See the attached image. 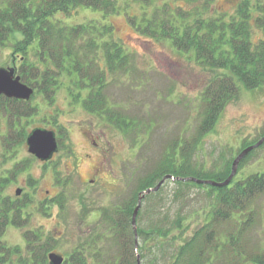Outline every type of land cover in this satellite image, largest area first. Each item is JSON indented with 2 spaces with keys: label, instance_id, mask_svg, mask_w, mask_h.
<instances>
[{
  "label": "trees",
  "instance_id": "16d2710c",
  "mask_svg": "<svg viewBox=\"0 0 264 264\" xmlns=\"http://www.w3.org/2000/svg\"><path fill=\"white\" fill-rule=\"evenodd\" d=\"M135 1L145 7L155 0ZM124 4L129 2L124 0ZM212 4L213 0H181V5L172 8L164 2L155 6L150 16L143 10L138 19L125 12L140 33L168 39L175 49L191 53L198 65L215 75L201 92V118L195 133L189 139L178 136L150 174L137 180L136 192L102 209L62 264H264L263 240L251 232L259 219L256 200L264 192V170L232 178L226 186L167 178L181 190L199 188L212 199L203 223L188 233L182 213L171 223L158 210L149 216L145 200L157 195L162 184L145 194V205L136 215V229L132 226L138 194L164 176L218 182L227 178L233 159L225 160L222 169H206L192 161L194 151L241 85L246 89L264 85V38L254 40L251 32L254 25L264 32V0H240L231 14L214 9ZM77 6L99 10L102 15L68 22ZM117 11V0H0V45L10 49L13 65L9 67L14 75L33 87L31 97L37 94L51 103L61 79L66 78L69 103L80 104L129 134L134 127L144 129V123L123 113L105 90L115 83L116 73L130 70L135 74L137 69L107 19ZM30 99L0 96V119L7 127L0 140L7 151L25 140L26 118L38 111ZM255 141L246 142L243 148ZM26 168L27 162H16L9 176L0 175V264H49L47 254L55 246V239L40 228L23 230L22 247L3 239L8 224L21 228L29 222L30 214L25 210L30 203L28 195L11 197L5 193L9 181ZM60 199L54 197L50 202L62 208ZM38 208L44 210L43 203Z\"/></svg>",
  "mask_w": 264,
  "mask_h": 264
},
{
  "label": "rangeland",
  "instance_id": "374dc122",
  "mask_svg": "<svg viewBox=\"0 0 264 264\" xmlns=\"http://www.w3.org/2000/svg\"><path fill=\"white\" fill-rule=\"evenodd\" d=\"M127 1L129 4L125 5L124 0H117L118 11L107 19L137 69L135 74L130 70L116 73L115 83L105 90L123 113L142 121L144 129L134 127L131 133L124 134L80 104L69 103L66 78L61 79L51 103L37 94L31 97L30 103L38 105V111L26 118V132L34 127L52 129L59 147L52 159L44 162L28 153L25 140L11 151L5 150L0 140V175L9 176L16 162H27V168L18 172L5 188L11 197L27 194L30 200L25 209L30 214L28 224L21 228L8 224L5 229L3 239L9 245L22 247L23 230L40 228L55 239L51 251L67 257L102 209L136 192L137 180L150 174L178 136L180 140L189 139L195 133L201 118L200 95L215 72L198 65L191 53L175 49L168 39L140 33L125 14L138 19L143 10L150 16L155 6L169 2L174 8L181 5V0H155L145 7L138 1ZM239 1L213 0L212 7L231 14ZM101 15L99 10L77 6L67 21L83 22ZM251 32L254 40L264 38V32L255 25ZM9 53V48L0 45V67L13 65ZM6 129L5 121L0 119V136L6 134ZM263 134L264 85L255 89L241 85L213 128L202 136L192 161L206 169H222L224 161L233 159L246 142L259 140ZM262 170L264 143L237 166L233 180ZM18 188L21 191L16 195ZM54 197L61 198L62 208L50 202ZM145 201L149 216L158 210L170 223L182 213L189 227L187 232L191 233L203 223L212 199L199 188L181 190L180 185L166 179L160 192ZM39 203H43L44 210L39 211ZM256 204L259 219L251 232L264 243V192ZM143 205L142 202L141 209Z\"/></svg>",
  "mask_w": 264,
  "mask_h": 264
},
{
  "label": "water",
  "instance_id": "95a60500",
  "mask_svg": "<svg viewBox=\"0 0 264 264\" xmlns=\"http://www.w3.org/2000/svg\"><path fill=\"white\" fill-rule=\"evenodd\" d=\"M34 93L33 87L27 85L20 81L18 76L14 75L13 68L11 67H0V96L7 98H15L22 100H29ZM264 142V136H262L255 143L243 148L233 159L231 164V170L227 178L223 181H214L211 179H197L195 177H174L172 175H166L161 178L155 186L148 187L142 190L137 197V203L134 207L132 213V226L136 229V215L141 207L142 199L145 194L154 192L159 189L163 184L165 179H178V180H190L196 183H204L212 186H226L232 180L236 173L237 166L239 162L250 152L252 149L260 146ZM25 144L27 146V151L33 155L36 159L40 161H49L53 154L58 150V142L56 138V133L52 129H47L43 127H34L26 135ZM21 189L16 190V195H19ZM47 259L49 264H62L64 257L63 255L50 251L47 254Z\"/></svg>",
  "mask_w": 264,
  "mask_h": 264
}]
</instances>
